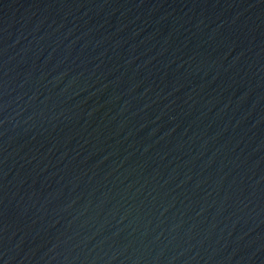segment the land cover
I'll return each mask as SVG.
<instances>
[{"label":"water","instance_id":"water-1","mask_svg":"<svg viewBox=\"0 0 264 264\" xmlns=\"http://www.w3.org/2000/svg\"><path fill=\"white\" fill-rule=\"evenodd\" d=\"M244 103L264 157V0H216Z\"/></svg>","mask_w":264,"mask_h":264}]
</instances>
